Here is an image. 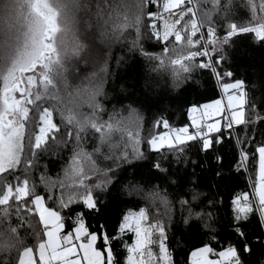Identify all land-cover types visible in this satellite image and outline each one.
Returning <instances> with one entry per match:
<instances>
[{
    "label": "snow or ice",
    "instance_id": "1",
    "mask_svg": "<svg viewBox=\"0 0 264 264\" xmlns=\"http://www.w3.org/2000/svg\"><path fill=\"white\" fill-rule=\"evenodd\" d=\"M239 7L249 15L238 23L233 17ZM220 20L222 36L217 34ZM243 34L264 43V0H0V264H175L168 244L175 205L164 190L142 193L163 211L157 207L150 214L141 206L127 212L119 236H110L103 225L92 230L76 207L99 213L117 171L147 161L148 153L162 159L193 149L207 153L223 143L225 131L229 138L236 129L248 133L250 126L264 123V114L248 99L245 82L234 81L222 84L226 103L216 99L191 106L189 124L181 127L161 116L142 135L139 120L131 117L135 109L124 116V109L108 108L107 56L113 45H127L153 71L170 66L181 87L191 86L197 70L230 79L232 72L218 68L223 56L214 54ZM146 42H155L160 53ZM72 61L93 66L74 87L65 76ZM235 138L238 170L252 162L256 169L251 190L234 196L230 205L233 235L244 243L221 244L211 235L194 203L198 193L178 198L187 211L181 223L189 231L208 229L205 234L215 241L194 248L188 264H246V254L253 252L245 233L248 221L258 215L264 227V141L257 143L251 135L242 139L239 133ZM61 151L71 155L53 177L41 157L59 158ZM217 162L223 167L222 158ZM151 167L169 171L160 159ZM72 174L78 178L67 183ZM216 176L221 183L229 179L219 169ZM126 235L132 243L122 241ZM118 239L123 260L115 251Z\"/></svg>",
    "mask_w": 264,
    "mask_h": 264
},
{
    "label": "trees",
    "instance_id": "2",
    "mask_svg": "<svg viewBox=\"0 0 264 264\" xmlns=\"http://www.w3.org/2000/svg\"><path fill=\"white\" fill-rule=\"evenodd\" d=\"M235 2L240 4V0ZM248 15V11L239 7L233 18L239 23ZM223 24V20H220L218 36L224 33ZM146 46L151 47L156 54L161 51L155 42L151 45L146 42ZM219 47L221 51L214 54L215 59L223 56L222 63L218 65L219 71L232 72L233 76L230 79L219 78L217 82L211 72L197 70L195 82L191 86L181 87L173 79L170 66L153 71L152 64L130 53L127 45H113L107 56L112 75L105 83V91L109 96V100L106 101L109 110L111 111L113 106L116 109L122 108L124 109L122 115L128 116L129 108L135 109L131 117L139 120L144 135L152 129L155 120L161 116L168 119L173 127L189 124L188 112L191 106H202L220 99L223 96V83L244 81L248 99L261 114H264V43L259 42L254 34H243L233 37L230 44ZM92 71V64L85 65L72 61L65 76L69 86L74 87L80 83L85 74ZM237 133L242 139L247 138L248 135L255 136L256 142L259 143L264 141V123L250 126L248 133L236 129L232 131V138H229L228 131H225L223 143L207 153L193 149L186 156H169L163 159L159 154L148 153L147 161L125 165L117 171V182L103 194L99 213H88L79 206L76 207V211L85 212L87 224L92 230H97L103 225L110 236H119L118 228L127 212L141 206H147L150 214H155L157 207L163 211L158 202L152 205L145 201L142 195L147 190L162 189L175 205L174 222L168 231V244L174 262L188 264L189 253L194 248L209 242L215 244V241H211V236L205 234L208 229L189 231L181 223L187 211L178 203V198H190L192 194L198 193L199 198L194 203L203 213L204 221L210 226L211 235H214L221 244L225 242L242 244L243 239L233 235L230 205L234 196L251 190L249 186L251 179L256 175V169L255 162H252L247 170L243 168L238 170L239 145L235 138ZM118 136L119 133H115L114 139ZM90 148L91 145L89 150ZM70 155V152L61 151L59 158H56L49 153L41 157L42 166L46 165L47 171L55 177L67 166ZM217 157L222 158L223 167L217 162ZM154 159H160L169 171L161 173L152 168L151 163ZM84 166L87 170L86 163ZM217 169L229 179L223 183L219 182V177L216 176ZM77 178L72 174L65 177V180L71 183ZM137 187L140 189L139 193L136 192ZM74 215L75 213H71L69 216V226ZM248 225L245 233L253 252L250 255L246 254V264H264V227L260 225L258 215L252 216ZM22 235L26 233L22 231ZM28 239L31 240L30 237ZM132 239L131 235L122 237V241L127 243H132ZM115 251L123 260L125 250L121 239L115 241Z\"/></svg>",
    "mask_w": 264,
    "mask_h": 264
},
{
    "label": "rangeland",
    "instance_id": "3",
    "mask_svg": "<svg viewBox=\"0 0 264 264\" xmlns=\"http://www.w3.org/2000/svg\"><path fill=\"white\" fill-rule=\"evenodd\" d=\"M222 91H223V89H222ZM222 93H223V96H221L220 99L226 103L227 102V96L224 92H222ZM193 115L199 116V113H195Z\"/></svg>",
    "mask_w": 264,
    "mask_h": 264
},
{
    "label": "built area",
    "instance_id": "4",
    "mask_svg": "<svg viewBox=\"0 0 264 264\" xmlns=\"http://www.w3.org/2000/svg\"><path fill=\"white\" fill-rule=\"evenodd\" d=\"M187 18V17H186ZM225 73V72H224ZM216 81L218 82L219 78L215 77ZM234 131V130H233Z\"/></svg>",
    "mask_w": 264,
    "mask_h": 264
}]
</instances>
